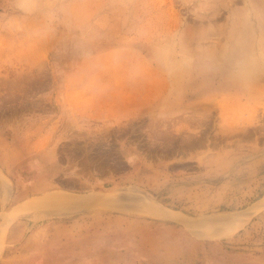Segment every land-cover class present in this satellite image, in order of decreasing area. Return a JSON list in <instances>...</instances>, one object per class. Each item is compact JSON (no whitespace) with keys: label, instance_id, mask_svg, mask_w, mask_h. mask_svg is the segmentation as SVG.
I'll use <instances>...</instances> for the list:
<instances>
[{"label":"rangeland","instance_id":"obj_1","mask_svg":"<svg viewBox=\"0 0 264 264\" xmlns=\"http://www.w3.org/2000/svg\"><path fill=\"white\" fill-rule=\"evenodd\" d=\"M126 146L149 171L191 151L196 171L212 172L213 220L193 229L199 264L211 243L264 252V223L216 224L264 194V0H0V264H44L64 242L87 247L114 229L112 255L124 259L145 226L126 209L144 210L130 198L147 189L92 179L110 173L105 163L127 169ZM64 168L85 177L84 209L31 205L76 196ZM3 223H20L18 235Z\"/></svg>","mask_w":264,"mask_h":264},{"label":"crops","instance_id":"obj_2","mask_svg":"<svg viewBox=\"0 0 264 264\" xmlns=\"http://www.w3.org/2000/svg\"><path fill=\"white\" fill-rule=\"evenodd\" d=\"M32 105L36 107V102ZM14 115H16V112ZM186 146H188L189 150L193 149V154L196 155L197 141H193ZM199 147L206 150L207 144L204 141H200ZM125 149L126 155L130 156L125 163L128 166L127 169L124 170V167L115 165L113 166L114 170H118V172L112 174L111 169H108L109 163L108 165L105 163L104 170L105 172L110 170V173L98 178L94 177L92 181L98 186L108 185L107 187L110 189L122 184L132 185L137 187V189L145 188L147 189V196L159 204L163 210L172 212L176 216L173 218V216L154 214L145 209L141 211L126 209V218L134 222L132 224L140 225L141 228L142 225H145L144 229L140 231H133L132 229L130 232L132 239L125 241L124 246L126 251L124 257L126 259L119 260L112 255L114 251L112 240L113 236L116 235L114 229V233L111 230L103 235L100 234V231H97L98 233L94 231V236L90 238V245L87 247L85 239L81 238V236L64 242L66 244L64 249H60V252L54 251V256L44 257V264H85V261L82 262V260L86 253H92L87 257L90 260L87 261V264H146L148 263L147 261L164 264L166 259L174 261V264H180V262L184 264H199L198 256L196 255L198 241L193 229L197 227V223L203 225L213 220L212 172H207V170L205 172H197L196 158L192 157L191 151L188 152L190 154H185L181 151L179 155H171L170 153L164 155L157 162L156 172L149 171L150 164L144 159L142 153H133L134 150L131 146H126ZM207 160L209 159L206 156L205 165ZM175 164L182 165V170L172 171L171 167ZM84 188L85 177L83 174L75 175L67 172L64 168V192L79 197L86 196L87 194L83 192ZM98 191L105 192L103 189H98ZM258 206H261V208H257L245 222L251 221L254 224H262L264 223V194L251 206L241 210H232V212L239 218L242 216L241 213ZM83 209L84 206L78 205L75 209H71V212L76 213ZM239 214L241 215L239 216ZM66 224L70 225L72 223H57L55 226L59 229ZM149 225L154 228L152 233H150L149 229H145ZM3 226L8 228V234L11 237L18 235L20 223H3ZM170 230L172 232L171 235H169ZM166 238L168 239L166 240ZM166 244L173 248V252L169 255H166L164 251ZM106 250L109 252V256H106ZM216 250L217 252L214 253L212 243L204 247L203 253L200 254L201 262L209 264H264V252L243 255L224 251L222 247H217ZM38 258L40 257H34L32 260L35 261Z\"/></svg>","mask_w":264,"mask_h":264},{"label":"bare ground","instance_id":"obj_3","mask_svg":"<svg viewBox=\"0 0 264 264\" xmlns=\"http://www.w3.org/2000/svg\"><path fill=\"white\" fill-rule=\"evenodd\" d=\"M250 46V45H249ZM232 75V74H231ZM238 76V75H237ZM233 81V80H232ZM238 82V81H237ZM94 157V156H93ZM98 157V156H97ZM88 169V168H87ZM65 196V195H64ZM63 195L61 197V199H58V200H54V201H45V199H40V200H33L31 201V205H34V206H46L47 208L48 207H53L54 209L60 206H74V207H77L78 205H81V206H84L85 204H87V201L89 200L87 197H77V196H74V197H64ZM75 198H79V199H76ZM85 198V199H83ZM107 199V198H106ZM128 199V198H126ZM134 200L137 202L138 204V207L141 208V209H146L148 211H150V213H154V214H160V215H167V216H176V214L172 213V212H167L166 210H163L161 208V206H158L153 200L152 198H150L149 196H146V195H143L142 193L141 194H137L135 195L134 197H131L130 200ZM122 200V199H121ZM39 201V202H37ZM118 201V200H117ZM101 202V201H100ZM123 202H125V200H123ZM136 204V203H135ZM135 204H132L134 206V209L137 210V208H135ZM128 205V204H126ZM131 205V204H129ZM131 205V206H132ZM56 206V207H55ZM131 206H129L131 208ZM263 206V205H262ZM24 207H28V206H24ZM23 209H26L27 208H24ZM71 207V208H72ZM124 207V206H123ZM261 208V206H258V207H254L252 208L251 210L247 211V212H244V213H241L242 216L238 218V216L235 214L233 216H231L230 218H228L227 216L226 217H221L218 219V223H216L217 225H221V226H235V225H238L240 223H243L245 221H247L252 215L253 213L257 210V208ZM31 209V207H29ZM52 208V209H53ZM133 208V207H132ZM36 209V208H35ZM61 209V208H59ZM38 210V209H37ZM30 211V210H29ZM33 211V210H31ZM37 212V211H36ZM42 212V211H41ZM28 213V212H27ZM239 214V216L241 215ZM39 215V214H38ZM237 216V217H236ZM186 217V216H185Z\"/></svg>","mask_w":264,"mask_h":264}]
</instances>
